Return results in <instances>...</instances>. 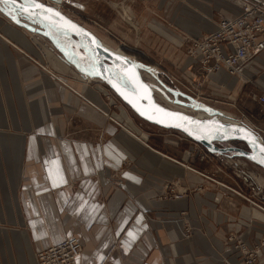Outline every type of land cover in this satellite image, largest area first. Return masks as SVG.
Instances as JSON below:
<instances>
[{
    "label": "crops",
    "instance_id": "0c3cea01",
    "mask_svg": "<svg viewBox=\"0 0 264 264\" xmlns=\"http://www.w3.org/2000/svg\"><path fill=\"white\" fill-rule=\"evenodd\" d=\"M105 1L63 0L62 8L98 17L111 32L123 33V23L114 19ZM171 1L133 0L130 8L143 40L151 31L171 39L167 34L171 29L165 30L171 20L177 28L194 33L192 38L199 37L215 27L218 14L233 18L241 7L239 0H199L214 5L210 10L194 5L196 12L177 4L171 13ZM18 19L22 17L0 6V31L7 39L0 40V264H37L39 249L71 236L82 244L79 264H239L241 254L229 248L225 238L230 231L254 245L264 238V213L241 206L235 220L219 207L204 205L203 198L215 200L210 192L158 201L165 181L191 178L187 170L194 169L149 148L148 136L130 119L128 107L119 100L105 104L102 96L113 93L103 82L84 79L81 84L74 79L78 70L52 44L55 57L48 51L52 62L45 61L70 89L35 68L25 54L43 61L38 44L30 39L33 31L14 23ZM88 29L106 42L99 32ZM32 30L44 36L39 25ZM187 64L196 70L190 60ZM246 68L255 87L249 94H258L264 90V51ZM213 81L235 98L244 88L226 75H215ZM91 82L95 88L87 85ZM73 88L106 112L115 104L113 118L127 130L119 132L116 123L86 105ZM250 101L253 115L264 118V108ZM187 159L185 153L182 161ZM127 161L131 165L123 166ZM183 211L191 215L190 238H185L181 221L174 219ZM161 212H169L171 218H158ZM259 263L264 264V250Z\"/></svg>",
    "mask_w": 264,
    "mask_h": 264
},
{
    "label": "rangeland",
    "instance_id": "374dc122",
    "mask_svg": "<svg viewBox=\"0 0 264 264\" xmlns=\"http://www.w3.org/2000/svg\"><path fill=\"white\" fill-rule=\"evenodd\" d=\"M39 1L47 4L51 0ZM216 1L220 0H215V2ZM225 1L226 0H223V3H225ZM239 1L242 4V0ZM199 2V0H172L171 13L173 12L177 4L186 9L189 7L191 10H195L196 12L197 9H194V5L206 10H210L214 5L212 1H202L201 3ZM63 3L62 5H64ZM132 3L133 0L105 1V4L113 12L115 17L114 19H117L118 21H121L123 23L125 30L121 34L113 33L109 29L105 28L99 23L98 17L88 18L77 12H70L66 8H62L60 11H62L69 18H75L71 19L84 26L85 28L88 29L90 27L99 32L106 41L103 42L104 44H106L110 48H113L115 51H120L127 57L132 58V60L140 66V70H143V67H151L152 69L155 68L158 72L159 78H161L163 82L169 87V89L166 88V92L168 94L163 90L161 92L157 89H154L153 93L155 94V99L159 104H161L162 102L161 105L165 106L166 108L184 112L188 115L196 117L197 113L193 112L192 110L174 106L173 104H175L174 99L184 103L189 102L181 94L187 95L192 99H195L197 95L198 99L196 101H192L191 103L196 107L199 106V110L205 112V114H209L208 111H210V114L212 111L214 113V111H216L215 108L228 111L231 115L227 114V116L225 115L226 113L224 114L220 112L219 116L228 118L231 121H234L235 118L232 117L235 116L236 118L242 119L244 122L249 123L251 126L259 128L262 133L258 134L262 137V141L264 142V118H258L257 116L253 115L254 110L253 106L251 105L252 102L250 101L251 99L249 90L253 89V84L248 86L244 85L242 91L235 98L234 95L224 93L222 87L218 86V83L213 81V76L206 77L205 74L197 67H194L196 68V70H188L189 67L186 58V48L188 46L189 40L194 36V33L185 32L177 28L173 24L172 20L170 24L171 27H165L166 31L167 28L171 29V32L167 31V34L171 36V39H167L163 33L158 34L157 32L151 31V33L149 34L151 36L143 40L141 37L142 28L138 25V21L134 17L133 12L130 8V5ZM186 5L188 7H186ZM127 10L129 16L126 12ZM12 15L14 14L12 13ZM218 16L221 18L224 17L220 14H218ZM21 20L22 19H18V21L14 20V23L20 26ZM35 29H37V26L35 27ZM33 34H35L36 36L31 35L33 36V39H30L32 41L35 40L33 42H36L38 44L36 46L37 52L40 58L42 57L41 59H43V61L40 62L37 57H34L32 55H25L29 58V61L35 68L47 72L48 74L53 76L56 81L61 83L63 86L68 87L67 81L63 78L61 79L57 77L56 74L52 73L48 68V63H46L45 61L46 58L47 61L52 62L51 59L47 56L48 51L54 57L56 54V51L50 46V41H48L45 35L42 36L41 34L36 33L35 30H33ZM38 36L42 37V39H39ZM178 38L181 39V42L177 41ZM1 39L7 40L0 31V40ZM65 60L66 62H69L66 58ZM81 76H83V74L78 71V73L74 75V79H79V82H81L80 80H83ZM144 77L145 76H143V80H145L147 84L151 86L154 85L155 88L156 86H159L152 76L149 77L155 82V84H153V82L149 80V78L147 79L148 75L146 78ZM238 80L239 83L242 84L241 80ZM74 82H76V80H74ZM103 83L106 84L105 82ZM81 84L83 83L81 82ZM87 85L91 88H95L97 84L95 82H91ZM158 88L161 89L160 86ZM72 90L80 99H82L86 103V105L95 109V111L103 116L108 122L116 123L119 132H123L124 129L127 130V128L123 124L118 123L113 118L112 111L116 110L115 104L110 107L112 109L110 112H106L102 106L91 102L90 100H87V98L80 91H77L74 88ZM171 91L176 93L175 95H177V98L173 97ZM112 96H102L105 104L109 105L108 102L110 100H114V102H118L119 100L120 102H122L115 94H112ZM117 102L116 104H118ZM124 106L128 107L125 104ZM128 110L130 119L134 122L137 129L141 133L148 136L149 142L146 144L149 146V148L164 154L165 156L170 158V160L174 159L194 169L192 170L193 172L187 170V172L191 173V178L173 177L171 178V180L165 181L163 184L162 193L156 196V199L158 201H179L183 199H189L190 197L192 198L194 194H200L201 196H203L205 192H210L215 200H207L203 198L202 201H204V205L213 206L214 208L219 207L220 209L224 210V214L233 216L235 220L236 217L240 215V209L243 206H246V208H253L264 213V170L261 167L253 164L245 158L234 157L232 156V153L222 155L212 153L205 149L202 145L190 140L189 138H185L182 135L180 136V134L174 130L170 129L171 131H173L171 133L170 131L157 129L156 127L158 126L150 124L139 118L129 107ZM253 132L255 133L254 130ZM227 144H230L231 147H244L242 143L237 141L218 143L217 145L219 147H223ZM185 153H188V159L186 162L182 161ZM130 165L131 162L129 161L123 163V166L129 167ZM257 178L261 182V187L258 185L259 180L257 182ZM216 201H218L219 203H217ZM241 214V216H244L243 213ZM157 217L171 218L169 212H161ZM174 219H178L181 221V230L185 238H190L193 232V228L190 226L191 215L188 212L183 211L180 212ZM239 219L244 220L241 217ZM225 240L229 248H235V246H238L240 248L239 250H241L242 248H245L246 250H253L257 255L256 264H261L259 263V255L260 253H262V250H264V238L258 240L254 245L248 246L244 241L237 238L229 231ZM238 252L241 254L242 261V253L241 251ZM241 261L239 262V264L242 263Z\"/></svg>",
    "mask_w": 264,
    "mask_h": 264
},
{
    "label": "water",
    "instance_id": "95a60500",
    "mask_svg": "<svg viewBox=\"0 0 264 264\" xmlns=\"http://www.w3.org/2000/svg\"><path fill=\"white\" fill-rule=\"evenodd\" d=\"M37 2L44 5V9H35L34 14L29 17L26 13H21L0 0L2 8H8L13 14L21 16L30 21L31 24H38L42 28L45 37L63 56H65V49L61 48L51 38L49 29L63 31L74 37L81 44L84 52L93 58L94 63L91 65L93 73L86 72L81 65L69 61L68 58L66 59L81 74L105 82L111 91L139 118L160 128L179 131L212 153L222 155L232 152L234 157L245 158L264 170V163L260 162L264 160V152L261 151L264 145L258 141L256 134L251 129L242 125L223 123L216 118L198 119L162 107L155 102L150 87L142 80L139 73L140 66L136 62L126 55L104 46L101 40L91 31L60 10L39 0ZM16 3L22 4L24 0H16ZM45 9H52L53 11L50 13ZM54 13H59V16ZM65 21L69 23L66 24ZM20 23L24 28L28 27L27 24ZM69 25H74L75 28ZM171 93L175 97L176 93L173 91ZM181 95L189 101L186 105L192 107L191 102L193 100L187 95ZM150 116L152 118H149ZM240 129L250 133L255 143H252L246 137L245 132L240 131ZM234 141L242 143L244 148H224L217 145L218 143Z\"/></svg>",
    "mask_w": 264,
    "mask_h": 264
},
{
    "label": "built area",
    "instance_id": "2783aa9c",
    "mask_svg": "<svg viewBox=\"0 0 264 264\" xmlns=\"http://www.w3.org/2000/svg\"><path fill=\"white\" fill-rule=\"evenodd\" d=\"M50 2L53 3L54 0ZM58 5L59 7L62 5V0ZM263 51L264 0H242L240 13L237 16L233 18L222 17L210 32L189 40L186 58L206 77L226 75L240 79L244 86L253 83V77L247 73L246 65ZM142 69L151 74L154 71L157 72L155 68L152 69L151 67H143ZM243 75L245 78L241 79L240 77H244ZM158 82L169 89L161 78H158ZM197 99L198 96L196 95L193 101ZM250 99L264 108V90L258 94H252ZM253 130L255 134L262 133L259 128L254 127ZM234 249L242 253V263L240 264L257 263V255L253 250H246L245 248L239 250L238 246H235ZM82 252L80 240L71 236L56 244L39 249L36 252L37 264H79L78 260Z\"/></svg>",
    "mask_w": 264,
    "mask_h": 264
},
{
    "label": "bare ground",
    "instance_id": "6f19581e",
    "mask_svg": "<svg viewBox=\"0 0 264 264\" xmlns=\"http://www.w3.org/2000/svg\"><path fill=\"white\" fill-rule=\"evenodd\" d=\"M61 0H54V2L53 3H51V2H48L47 4L49 5V6H51L52 5V7H56V8H58V10L60 9H62V6L63 5H61L60 7H59V5H58V3L60 2ZM41 2V1H40ZM54 5V6H53ZM0 6H2L1 4H0ZM8 9V8H7ZM62 12V11H61ZM21 22L23 23V24H27V26L28 27H26L27 29H25V30H27V31H33L32 30V28L33 29H35V27L37 26V25H35V23H33V24H31L30 23V21H28V20H25L24 18H22V20H21ZM29 31V32H30ZM49 32H50V36H51V38H53V40L61 47V48H64L65 49V58H68L69 59V61H71V62H74V63H76V64H78V65H81L82 66V68L86 71V72H90V73H93V70H92V68H91V65H92V63H94V61H93V58L92 57H90L88 54H86L85 52H84V50H83V48H82V46H81V44L74 38V37H72V36H70L69 34H67V33H65V32H63V31H59V30H55V29H52V28H50L49 29ZM33 33V32H32ZM42 34H43V31H42ZM33 36H36L35 34H32ZM33 36H31L30 38L31 39H33ZM38 38L39 39H42V37H40V36H38ZM33 41H35V40H33ZM49 41V40H48ZM102 42V41H101ZM50 44H51V42H49ZM103 43V42H102ZM104 46H106L105 44H103ZM52 46V45H51ZM107 47V46H106ZM107 48H109V47H107ZM109 49H111V48H109ZM111 50H113V49H111ZM113 51H115V50H113ZM115 52H118V53H120V54H124V53H121L120 51H115ZM125 55V54H124ZM130 58V57H129ZM153 72V71H152ZM139 73H140V76H141V78H142V80H143V76H145L144 78H146L147 77V75H148V77H147V79L149 78V80H151L152 82H153V84H155V82L149 77V76H152L154 79H155V81H156V83L160 86V88L161 89H159L158 87L159 86H156V88L154 87V85L153 86H151V85H149L148 84V86L150 87V90H151V92H152V95H153V97H154V100H155V102L156 103H158L157 102V100L155 99V94L153 93V91H154V89H157V90H159V91H161L162 92V90L164 91V92H166L167 91V89H166V86L164 87V86H162L159 82H158V78H159V76H158V72H156V71H154L153 72V74H151L150 72H148V71H146L145 69H143V70H139ZM244 77H240L241 79L242 78H245V75H243ZM84 77H85V80H90V79H93V80H99V79H96V78H90V77H88L87 75H83V76H81V78H83V80H84ZM237 81H239L237 78H235ZM100 81V80H99ZM143 81H145V80H143ZM101 82V81H100ZM151 82V83H152ZM145 83L147 84V82L145 81ZM167 93V92H166ZM114 94V93H113ZM168 94V93H167ZM173 97H174V95H173ZM174 98H177V95H175V97ZM192 99V98H191ZM193 100V99H192ZM174 103L175 104H173L174 106H178V107H182V108H185V109H189V110H192L193 112H195V113H197V115H196V118H198V119H208V118H216V119H218V120H220V122H223V123H229V124H235V125H242V126H245V127H247L246 126V122H244L242 119H240L239 120V118H235L234 119V121H231L230 119H228V118H224V117H221V116H219V113L218 112H215V113H213L212 112V114H205V112H203V111H201V110H199V106L198 107H196V106H194V104H192L193 106L191 107V106H188V105H186L187 103L185 102H181V101H179V100H175L174 99ZM196 103H199V102H196ZM159 104V103H158ZM161 104H162V102H161ZM161 104H159V105H161ZM162 107H164L163 105H161ZM164 108H166V107H164ZM166 109H168V110H171V109H169V108H166ZM171 111H174V112H177V113H182V114H186V113H184V112H180V111H175V110H171ZM210 113V112H209ZM186 115H188V114H186ZM189 116H191V115H189ZM192 117H194V116H192ZM248 124V123H247ZM250 125V124H249ZM157 129H161V130H165V131H170L171 133L173 132V131H171L170 129L169 130H166V129H162V128H160V127H156ZM248 128H250L252 131H253V128H254V126H248ZM175 131V130H174ZM176 132H178L179 134H180V136L182 135V136H184L185 138H188L187 136H185L183 133H181V132H179V131H176ZM256 137H257V139H258V141L259 142H262L263 143V139H262V137L259 135V134H256ZM191 140V139H190ZM226 143H228V142H226ZM224 148H226V147H231V146H223ZM244 148V147H243ZM241 149H242V147H241ZM230 153H232V152H230ZM233 154L234 153H232V156H233ZM238 158V157H237ZM241 159V158H240ZM255 166V165H254Z\"/></svg>",
    "mask_w": 264,
    "mask_h": 264
},
{
    "label": "snow or ice",
    "instance_id": "6c2138e0",
    "mask_svg": "<svg viewBox=\"0 0 264 264\" xmlns=\"http://www.w3.org/2000/svg\"><path fill=\"white\" fill-rule=\"evenodd\" d=\"M2 2L4 4L9 5L13 9L20 11L21 13H26L29 17H31L34 14L35 9H44V5L38 3L37 0H24V3L22 4H17L16 0H2ZM45 10L50 13L53 11L52 9H45ZM54 14L59 16V13H54ZM13 19H15V17H13ZM65 23L68 24L69 22L65 21ZM69 26L75 28L74 25H69ZM149 118L152 117L150 116ZM240 131L245 132L246 137L249 138L252 143H255V140L252 138L250 133H247V131L244 129H240ZM261 151L264 152V148H261ZM260 162L264 163V160H261Z\"/></svg>",
    "mask_w": 264,
    "mask_h": 264
},
{
    "label": "flooded vegetation",
    "instance_id": "af4514ba",
    "mask_svg": "<svg viewBox=\"0 0 264 264\" xmlns=\"http://www.w3.org/2000/svg\"><path fill=\"white\" fill-rule=\"evenodd\" d=\"M165 107V106H164Z\"/></svg>",
    "mask_w": 264,
    "mask_h": 264
}]
</instances>
